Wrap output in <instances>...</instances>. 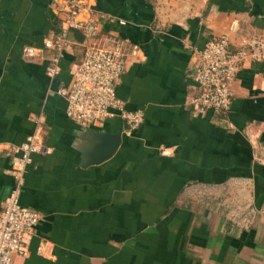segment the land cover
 Segmentation results:
<instances>
[{
  "label": "crops",
  "instance_id": "1",
  "mask_svg": "<svg viewBox=\"0 0 264 264\" xmlns=\"http://www.w3.org/2000/svg\"><path fill=\"white\" fill-rule=\"evenodd\" d=\"M86 4L100 39L126 50L116 95L143 121L129 130L113 116L90 129L69 119L57 91L82 34H70L55 77L52 49L22 56L57 33L64 0H0V209L14 184L10 145L38 128L48 151L24 173L19 203L41 217L14 264H264V59L239 70L227 112L187 105L198 51L264 31V0ZM94 131L121 137L99 163L88 162Z\"/></svg>",
  "mask_w": 264,
  "mask_h": 264
},
{
  "label": "built area",
  "instance_id": "2",
  "mask_svg": "<svg viewBox=\"0 0 264 264\" xmlns=\"http://www.w3.org/2000/svg\"><path fill=\"white\" fill-rule=\"evenodd\" d=\"M86 1L64 0L63 18L57 33L46 39L43 47L25 46L22 56L34 59L44 48L52 49L47 73L55 77L64 51L73 43L70 34L79 31L83 36V55L73 68L70 83L57 91L65 97L67 117L82 127L99 129L107 118L118 116L126 128L136 129L143 121V111L125 110L116 95V85L126 65V50L121 41L100 39L98 23L85 14L88 12ZM263 59L264 31L240 35L235 42L226 35L209 38L197 54L192 74L197 93L189 97L188 107L194 111L227 112L231 104V86L239 70L245 63ZM10 151L15 154L12 162L14 184L0 209V264H14V254L27 256L28 239L34 234L41 216L38 211L19 203L20 190L32 156L48 152L38 128L21 144L10 145Z\"/></svg>",
  "mask_w": 264,
  "mask_h": 264
},
{
  "label": "water",
  "instance_id": "3",
  "mask_svg": "<svg viewBox=\"0 0 264 264\" xmlns=\"http://www.w3.org/2000/svg\"><path fill=\"white\" fill-rule=\"evenodd\" d=\"M95 136L99 137V141L95 144L94 148L90 152V163H99L109 158L120 144V133H108V132H92Z\"/></svg>",
  "mask_w": 264,
  "mask_h": 264
}]
</instances>
